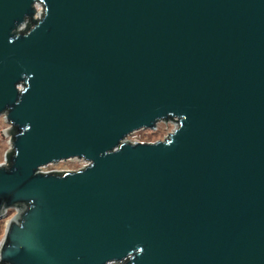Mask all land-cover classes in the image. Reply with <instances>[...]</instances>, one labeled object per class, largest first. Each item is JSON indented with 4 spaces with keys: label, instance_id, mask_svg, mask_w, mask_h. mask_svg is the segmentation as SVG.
Listing matches in <instances>:
<instances>
[{
    "label": "water",
    "instance_id": "water-1",
    "mask_svg": "<svg viewBox=\"0 0 264 264\" xmlns=\"http://www.w3.org/2000/svg\"><path fill=\"white\" fill-rule=\"evenodd\" d=\"M0 116V264H264V0H0Z\"/></svg>",
    "mask_w": 264,
    "mask_h": 264
},
{
    "label": "rangeland",
    "instance_id": "rangeland-1",
    "mask_svg": "<svg viewBox=\"0 0 264 264\" xmlns=\"http://www.w3.org/2000/svg\"><path fill=\"white\" fill-rule=\"evenodd\" d=\"M40 10V7H39ZM10 126L5 122L4 117L0 116V163L4 162L6 153L10 150L11 147V139L10 135L8 134V129ZM175 128V124L173 122H161L158 124L157 130H140L137 135V137L151 141L154 138L158 140L164 139L166 136H168ZM153 134H155L153 136ZM130 140H133V136H129ZM85 163L84 160H78V159H69L65 161H60L58 163L50 164L48 166H45L42 168V171L44 172H50L54 170H76L79 167H81ZM14 214V212H11L8 217L0 220V241L2 240L4 236L5 226L7 220Z\"/></svg>",
    "mask_w": 264,
    "mask_h": 264
},
{
    "label": "built area",
    "instance_id": "built-area-1",
    "mask_svg": "<svg viewBox=\"0 0 264 264\" xmlns=\"http://www.w3.org/2000/svg\"><path fill=\"white\" fill-rule=\"evenodd\" d=\"M162 122H164V121H162ZM168 122H173L174 124H175V127H176V125H177V123L175 122V121H168ZM159 123H161V122H159ZM158 123V124H159ZM158 124H157V127L154 129V130H157V128H158ZM154 130H152V131H154ZM140 131V130H139ZM136 133H138V131H135V132H133L130 136H133L134 137V139L133 140H130L129 139V137H128V139L130 140V141H132V142H154V141H147V140H144V139H141V138H139V137H137V135H135ZM167 137V136H166ZM73 159H78V160H84L83 158H73ZM85 161V163L81 166V167H79V168H82L83 166H85L88 162L86 161V160H84ZM4 162H6V158L4 159ZM78 168V169H79ZM54 171H64V170H54Z\"/></svg>",
    "mask_w": 264,
    "mask_h": 264
},
{
    "label": "trees",
    "instance_id": "trees-1",
    "mask_svg": "<svg viewBox=\"0 0 264 264\" xmlns=\"http://www.w3.org/2000/svg\"><path fill=\"white\" fill-rule=\"evenodd\" d=\"M155 134H153V136H154ZM156 140H158V139H156V138H154L153 140H151V141H156ZM8 156H9V153H8ZM11 213V212H10Z\"/></svg>",
    "mask_w": 264,
    "mask_h": 264
}]
</instances>
